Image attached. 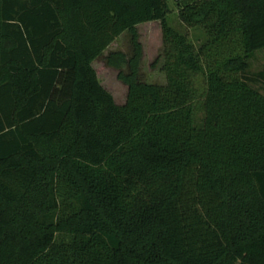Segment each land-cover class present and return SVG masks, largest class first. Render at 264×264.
Masks as SVG:
<instances>
[{"label": "trees", "instance_id": "trees-1", "mask_svg": "<svg viewBox=\"0 0 264 264\" xmlns=\"http://www.w3.org/2000/svg\"><path fill=\"white\" fill-rule=\"evenodd\" d=\"M172 1L0 0V264H264V0Z\"/></svg>", "mask_w": 264, "mask_h": 264}, {"label": "rangeland", "instance_id": "rangeland-1", "mask_svg": "<svg viewBox=\"0 0 264 264\" xmlns=\"http://www.w3.org/2000/svg\"><path fill=\"white\" fill-rule=\"evenodd\" d=\"M174 1L169 0L171 13L168 15L169 23L175 28L185 30L182 25L178 23L177 14L174 7ZM138 34V41L142 46V54L140 59V74L141 78L150 83L165 84V73L161 69L163 60L158 58L161 50V27L159 21L148 22L140 24L136 27ZM189 34L194 43L201 40L199 31L190 30ZM198 39V40H197ZM111 50H122L130 54L131 43L130 35L128 33L121 34L111 45L104 51L103 56L94 61L96 73L100 79L101 84L113 95L114 100L118 104H122L126 97L127 86L118 77V70L106 65L105 55ZM156 62V63H155ZM264 69V49L258 50L254 53L249 61L248 75L256 80L252 85L264 94V82L262 79L256 77L257 73Z\"/></svg>", "mask_w": 264, "mask_h": 264}, {"label": "crops", "instance_id": "crops-1", "mask_svg": "<svg viewBox=\"0 0 264 264\" xmlns=\"http://www.w3.org/2000/svg\"><path fill=\"white\" fill-rule=\"evenodd\" d=\"M151 22H155V21H151ZM145 23H148V22H145ZM142 24H143V23H142ZM139 25H140V24H139ZM110 45H111V44H110ZM110 45H109V46H110ZM111 51H115V50H111ZM94 61H95V60H94ZM94 61H93V63H92V64H93V67H94ZM94 68H95V67H94ZM95 70H96V69H95ZM97 76H98V75H97ZM98 78H99V77H98ZM99 80H100V79H99Z\"/></svg>", "mask_w": 264, "mask_h": 264}]
</instances>
